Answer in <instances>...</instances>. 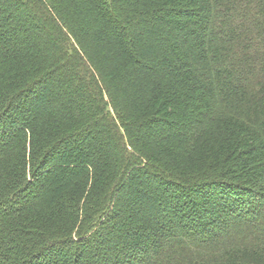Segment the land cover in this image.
Wrapping results in <instances>:
<instances>
[{
  "label": "trees",
  "instance_id": "1",
  "mask_svg": "<svg viewBox=\"0 0 264 264\" xmlns=\"http://www.w3.org/2000/svg\"><path fill=\"white\" fill-rule=\"evenodd\" d=\"M0 264H264V0H0Z\"/></svg>",
  "mask_w": 264,
  "mask_h": 264
},
{
  "label": "rangeland",
  "instance_id": "2",
  "mask_svg": "<svg viewBox=\"0 0 264 264\" xmlns=\"http://www.w3.org/2000/svg\"><path fill=\"white\" fill-rule=\"evenodd\" d=\"M25 16V15H24ZM23 16V17H24ZM22 17V18H23ZM27 20V18H25ZM24 19V20H25ZM29 21V20H27ZM76 48H77V45H76ZM106 100V99H105ZM107 109L110 111V114L112 115L113 119L118 123L119 122V119L118 117L115 115V113L113 112L112 108L110 107V105L108 104L107 105ZM79 198V202L77 203L76 205V208H77V213L80 215L79 217V220L81 219L82 215L81 214H84V211L86 209H89L91 206L88 204L90 203V201H92V198H88V196H84L83 194L80 195V196H77ZM74 231V230H73Z\"/></svg>",
  "mask_w": 264,
  "mask_h": 264
}]
</instances>
